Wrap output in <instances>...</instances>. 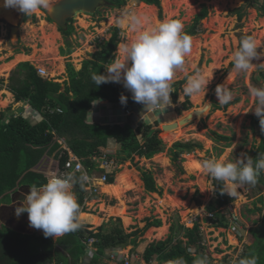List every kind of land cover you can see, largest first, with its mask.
<instances>
[{
    "label": "rangeland",
    "instance_id": "obj_1",
    "mask_svg": "<svg viewBox=\"0 0 264 264\" xmlns=\"http://www.w3.org/2000/svg\"><path fill=\"white\" fill-rule=\"evenodd\" d=\"M59 1L49 0L51 5ZM106 1L108 4L96 14L78 15L70 36L49 17L48 10L32 16L17 10V37L11 36L6 22L0 17V122L22 116L36 125L44 119L28 101H17L14 89L21 88L26 77L22 64L29 63L43 77L60 83L61 92H64L70 85V68L81 71L85 62L92 60L93 54L112 39L115 29L121 30L119 44L134 39V33L118 26L117 22L125 12L140 14L142 11L149 26L178 19L184 24L186 33L195 27L197 32L190 35L193 37V49L185 58V70H178L171 82V106L144 114L145 108L139 103L129 109L121 103L107 100L93 104L89 115L91 122L130 125L141 144H145L146 138L138 129L148 126L153 130L151 134L158 132L164 150L146 158L125 152L121 142L110 140L103 150V158L93 159L97 170L93 173L90 187L98 192L92 196L88 191L85 194L79 223L94 233L102 227L105 234L123 230L126 243L108 250L102 264H148L144 259L147 247L170 238L183 241L186 246L189 241L186 229L196 226L201 233L202 246L209 255L205 256L207 264H224L225 261L238 264L240 259L250 254L248 246L252 245L250 239L254 238L251 231L263 234L260 237L262 242L256 239L254 247L259 252L256 254L263 259L264 253L258 246L264 245V172L255 186L245 185L239 190L242 193L239 198L226 194L230 203L218 207L216 180L204 173L200 165L207 159L221 157L235 162L241 154H247L255 163L256 155L264 145V130L253 112L255 99L249 93L251 87L264 88V65H260L264 64V57L254 59L252 63L257 67L239 75L232 74L230 60L244 37H254L261 46L258 52L264 51V0H161L160 6L150 5L146 14L142 5H149L139 0H126L127 5L122 9L113 6L110 0ZM205 10L207 16L198 20ZM114 55V59L118 58V46ZM197 70L210 81L206 95L187 96L183 90L186 79ZM223 84L234 92V100L227 105H220L215 94L216 87ZM117 86L123 87V83H117ZM169 124L174 127L166 128ZM59 143L70 157L73 156L65 140ZM124 172L132 174L135 186L125 193L122 202L104 194L100 183L104 184V174H108L109 179L114 177L116 183ZM146 173L152 175L157 192L148 191L144 181ZM65 174L57 173L58 176ZM73 192L78 201L75 186ZM22 193L17 192L11 195L10 201H5L13 209L2 211L0 216L5 223L12 212L13 217H17V205L14 204L22 203L26 196ZM211 206L218 207V210L211 212ZM217 213L224 219L221 220ZM157 220L161 222L160 227H149ZM18 221L13 224L16 231L21 232L24 225L29 232L43 235L42 230L30 227L27 213L19 215ZM161 228L164 231H160ZM60 237L53 238L54 242L57 243ZM94 243L88 245L90 253L83 264H91L97 251ZM45 247L49 249L52 245ZM54 249V253L66 254L57 246ZM189 251L197 256L196 247ZM56 261L53 264H59ZM170 262L155 259L152 264Z\"/></svg>",
    "mask_w": 264,
    "mask_h": 264
},
{
    "label": "trees",
    "instance_id": "obj_2",
    "mask_svg": "<svg viewBox=\"0 0 264 264\" xmlns=\"http://www.w3.org/2000/svg\"><path fill=\"white\" fill-rule=\"evenodd\" d=\"M139 1L154 6H160L161 3V0ZM110 3L118 9L127 5L126 0H110ZM207 13L205 10L197 19L205 18ZM72 30L73 28L69 27L68 31L63 30V32L70 36ZM196 32L197 29L194 27L187 34L195 35ZM120 33V29H115L112 39L105 42L101 50L93 54L92 60L85 62L81 71L76 72L73 67L70 68V85L64 92H61L60 83L41 76L31 64H22V68L26 70V77L22 87L14 89L17 101H28L44 119L36 125L22 116L0 122V204L10 201L11 195L24 186H42L50 178L49 173L57 174L65 167L69 154L59 143L61 140L66 141L68 149L84 162L92 175L97 167L93 159L103 158L105 148L112 139L121 142L125 152L141 157L152 158L163 152V143L159 139L158 132L151 134L153 130L148 126L143 125L138 129V132L146 138L145 144H141L135 136V129L130 125H106L89 120L93 103L103 98L116 104L121 103L120 97L123 95L127 97V103L124 105L126 109L137 103L132 99V94L128 93L124 87H118L117 83L96 86L91 79L93 74H105L106 68L113 63L114 54L120 42ZM263 155L264 145L257 153L255 162ZM81 175L77 174V180ZM114 181V177H110L109 184H113ZM144 181L148 191L157 192L151 174H144ZM215 186L219 198L218 207L229 204V197L226 194H220L224 191L223 183L215 181ZM75 187L79 194L78 203L81 208L88 185L77 182ZM218 207L211 206L209 210L216 212ZM216 215L221 220L224 219L220 213ZM150 226L160 227L161 222L157 220ZM186 230L189 239L186 246L183 241L173 238L153 243L144 252L145 261L152 264L155 259L167 262L183 258L185 264H195L197 258L209 257L207 250L202 246L199 227ZM122 231L118 229L114 233L105 234L102 227L98 233H94L83 226L55 243L51 237L22 234L0 222V264H53L55 260L59 264H65L63 261H66V264H83L85 257L89 254L88 245L91 239L95 240L94 247L97 250L91 259V264H102L103 259L107 258L108 250L126 243L127 238ZM250 234L255 239H250L252 244L248 246L250 254L244 258L255 256L257 264H264V258L256 254L259 252L254 249L256 239L260 241L263 234L259 231H251ZM55 244L68 253H54ZM43 245H52V248L45 249ZM191 247L197 248V256L191 254L189 251ZM258 247L264 253L263 243ZM224 264H230V262L225 261Z\"/></svg>",
    "mask_w": 264,
    "mask_h": 264
},
{
    "label": "clouds",
    "instance_id": "obj_3",
    "mask_svg": "<svg viewBox=\"0 0 264 264\" xmlns=\"http://www.w3.org/2000/svg\"><path fill=\"white\" fill-rule=\"evenodd\" d=\"M52 6L49 0H4L5 8L16 9L28 16L40 14L42 10L50 12ZM117 23L120 28L134 33L135 37L131 42L118 45V58L107 67L106 74L92 75L94 84L100 86L122 82L123 87L131 92L132 99L144 106V114L171 106V82L178 70H185V58L192 52L193 37L184 32V24L178 19L149 26L147 17L142 14L125 12ZM260 48L254 37L242 38L238 49L230 57L232 74H247L257 67L252 61L264 57V51L258 52ZM209 83L207 76L197 70L187 77L183 90L187 96L206 95ZM249 93L255 99L253 112L264 130V88L251 87ZM215 94L220 105H227L234 100L233 90L225 84L218 85ZM120 102L126 105L127 97L121 95ZM200 167L211 178L223 183L224 191L220 194L239 198L242 195L239 190L245 185L255 186L258 183V178L264 172V157L255 163L247 154H241L235 162L226 161L223 157L210 158L203 161ZM59 171H64V168ZM49 176L42 186H30V193L16 208V215L27 213L30 227L42 230L45 238H56L80 229V206L73 188L77 182L82 184L90 178L86 173L78 180L72 173L58 176L52 172ZM170 264H185V261L178 258ZM195 264H207V258H197ZM239 264H257V258L251 256L240 259Z\"/></svg>",
    "mask_w": 264,
    "mask_h": 264
},
{
    "label": "water",
    "instance_id": "obj_4",
    "mask_svg": "<svg viewBox=\"0 0 264 264\" xmlns=\"http://www.w3.org/2000/svg\"><path fill=\"white\" fill-rule=\"evenodd\" d=\"M106 4H108L106 0H61L52 6V10L49 12V17L59 26L63 27L64 31H67L68 25L66 24V22L69 19L73 17H78V15L82 13H95L99 8H102ZM9 29L11 31L12 37L18 36L17 27L9 26ZM101 101H106V99L103 98L101 99ZM171 127H174V126H167L166 128H171ZM25 188L27 189V191L29 190L30 192V186H26ZM21 191L23 192L24 189L19 190L18 193ZM14 201H15V196H13V202ZM8 208L10 207L3 205L0 208V215L2 211ZM0 219H1V216H0ZM25 227L23 226V228L20 229L21 231L20 233L26 234V235L36 234L33 232H29L28 230H26ZM37 235L43 236L42 234L38 232H37Z\"/></svg>",
    "mask_w": 264,
    "mask_h": 264
},
{
    "label": "bare ground",
    "instance_id": "obj_5",
    "mask_svg": "<svg viewBox=\"0 0 264 264\" xmlns=\"http://www.w3.org/2000/svg\"><path fill=\"white\" fill-rule=\"evenodd\" d=\"M142 6H144L143 9L145 11V14H146V12L150 11V10H148V9H150L149 8L150 5L149 6H145L143 4ZM140 14L143 15V12L141 11ZM0 17H3L1 19H3L9 25H12V26L16 27L15 25L17 24L16 22L18 20L17 10L13 9V8H5L4 7V0H0ZM19 58H21V57H18V59ZM132 177H133L132 174L124 172V173H122L119 176L118 181L116 183H114V184H105V183L103 184V183H100V185L102 186L103 193L108 195V196H110V197H113V198L123 202L125 193L129 189H131L132 187L135 186V182L133 181ZM127 220L128 219L126 218V221ZM159 230L160 231H164L163 228H161Z\"/></svg>",
    "mask_w": 264,
    "mask_h": 264
},
{
    "label": "built area",
    "instance_id": "obj_6",
    "mask_svg": "<svg viewBox=\"0 0 264 264\" xmlns=\"http://www.w3.org/2000/svg\"><path fill=\"white\" fill-rule=\"evenodd\" d=\"M77 165H81L82 167L78 168ZM62 173H66V174L72 173V174H74L75 178L77 177V174H85L86 173L90 179L84 183L88 185L87 191L91 194L90 196H92L98 192L93 187H90L92 185L93 175L90 174V171L80 162V160L77 157H75V156L70 157V159L66 162V165L64 167V171H62ZM102 180L104 183H108L109 182L108 174H104V176L102 177ZM94 241H95L94 239H91L89 241V245H90V242H94Z\"/></svg>",
    "mask_w": 264,
    "mask_h": 264
},
{
    "label": "crops",
    "instance_id": "obj_7",
    "mask_svg": "<svg viewBox=\"0 0 264 264\" xmlns=\"http://www.w3.org/2000/svg\"><path fill=\"white\" fill-rule=\"evenodd\" d=\"M89 120H90V117H89ZM25 187H26V186H24V187L21 188V189H24L23 192L25 193V194H24V193H22V194L27 195V194H29L30 192H29V190H28V191H25V189H26ZM21 189H20V190H21ZM26 190H27V189H26ZM19 196H20V195H19ZM12 202H13V201H12ZM5 203H6V202H5ZM12 204H13V203H12ZM17 204H20V201H19ZM3 205H5V206H7V207H10V206H11V205L8 204V203H6V204L2 203V204H0V207H2ZM14 205H15V204H14ZM11 209H12V208H8V210H11ZM4 211H5V210H4ZM4 211H3V212H4ZM6 211H7V210H6ZM9 216H10V215H8V218H9L10 220L8 219V220H7L8 222L5 223V221H3V219H2V217H1V219H0V222L3 223V224H5L8 228L13 229V230L16 231V229H15L14 226H13V224H17V222H19V221H18V220H19V216H17V217H13V212H12V216H10V217H9ZM16 218H17L18 220H17ZM9 222H10L11 224H10ZM7 224H9V225H7ZM23 226H24V225H23ZM17 232H18V231H17ZM19 233H20V232H19ZM63 237H64V236H62V237H60V238H63ZM56 242H57V240H56ZM56 246L59 247V248L61 249V251H65V250H64L62 247H60L59 245H56ZM56 246H54V248H55ZM54 250H55V249H54ZM88 251H89V247H88ZM65 252L68 253L67 251H65ZM88 253H90V252H88Z\"/></svg>",
    "mask_w": 264,
    "mask_h": 264
},
{
    "label": "flooded vegetation",
    "instance_id": "obj_8",
    "mask_svg": "<svg viewBox=\"0 0 264 264\" xmlns=\"http://www.w3.org/2000/svg\"><path fill=\"white\" fill-rule=\"evenodd\" d=\"M101 10V8H99L95 13H88V14H96L97 12H99ZM75 18L76 17H73V18H71V19H69L67 22H66V24L68 25V29H69V27H72V25H73V22H74V20H75ZM7 24V29L9 30V32H10V34H11V31H10V29H9V26H12V25H9L8 23H6ZM12 27H14V26H12ZM60 28H61V30H63V27H61V26H59ZM17 29H18V31H19V27H17ZM17 31V32H18ZM18 192V191H17ZM15 205H17L15 208H17L18 206H21V202H20V204H15ZM6 210H8V209H6ZM13 210V209H12ZM9 219V218H8Z\"/></svg>",
    "mask_w": 264,
    "mask_h": 264
}]
</instances>
